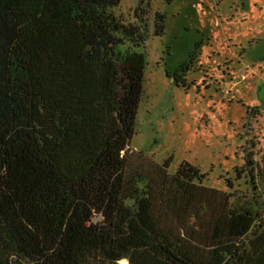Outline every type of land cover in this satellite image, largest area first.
Here are the masks:
<instances>
[{"label":"trees","instance_id":"1","mask_svg":"<svg viewBox=\"0 0 264 264\" xmlns=\"http://www.w3.org/2000/svg\"><path fill=\"white\" fill-rule=\"evenodd\" d=\"M120 3L0 0V264H264V155L247 195L130 150L166 15Z\"/></svg>","mask_w":264,"mask_h":264},{"label":"rangeland","instance_id":"2","mask_svg":"<svg viewBox=\"0 0 264 264\" xmlns=\"http://www.w3.org/2000/svg\"><path fill=\"white\" fill-rule=\"evenodd\" d=\"M138 2L121 0L117 14L134 19ZM151 11L152 23L166 15L165 31L138 49L146 67L130 150L172 157L171 172L188 161L206 186L230 191L232 178L250 195L235 168L247 151L264 155V0H152Z\"/></svg>","mask_w":264,"mask_h":264}]
</instances>
